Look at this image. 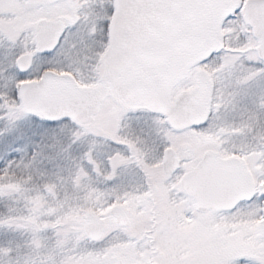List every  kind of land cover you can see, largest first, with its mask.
Returning <instances> with one entry per match:
<instances>
[{
	"label": "snow or ice",
	"instance_id": "1",
	"mask_svg": "<svg viewBox=\"0 0 264 264\" xmlns=\"http://www.w3.org/2000/svg\"><path fill=\"white\" fill-rule=\"evenodd\" d=\"M41 157L3 264H264V0H0V185Z\"/></svg>",
	"mask_w": 264,
	"mask_h": 264
},
{
	"label": "rangeland",
	"instance_id": "2",
	"mask_svg": "<svg viewBox=\"0 0 264 264\" xmlns=\"http://www.w3.org/2000/svg\"><path fill=\"white\" fill-rule=\"evenodd\" d=\"M75 155L76 154L73 153V156ZM46 156L47 154H45V157ZM45 157H41L43 163L40 165L39 173H32V175L38 176L33 179L36 182L43 181V179L48 180L49 177H66L69 174V171L74 168V165L76 163V161L74 160L75 162H73L71 158L67 160L57 161ZM66 165H69L67 169L68 171H66ZM17 171L26 173L24 169H17ZM43 173L46 176L41 177V174ZM3 179L4 176H0V180ZM8 179L10 180V183L0 185V206L2 207L0 217L7 216V212H9V209L12 210L14 208V211H16V213L14 216H11L10 223L12 227L5 228L3 226H0V246L9 244L14 249H24L29 246L30 242L33 239V234L29 228L16 227V225L25 223V220L29 215L28 209L34 206L30 203V201H32L35 197L42 195V189L44 188V186L35 187L32 185L33 183H30V181H26L25 183L21 184L10 175ZM66 194L75 199L76 194L70 192L66 193V191L60 186L53 185L51 193H43V200L40 203L44 204V206L47 208L57 210L53 201L57 199L63 200ZM54 240L55 236L51 232L36 237L38 245L48 244ZM78 242L79 241H77V243ZM117 255H120V253H117ZM0 264H3L2 259H0Z\"/></svg>",
	"mask_w": 264,
	"mask_h": 264
},
{
	"label": "trees",
	"instance_id": "3",
	"mask_svg": "<svg viewBox=\"0 0 264 264\" xmlns=\"http://www.w3.org/2000/svg\"><path fill=\"white\" fill-rule=\"evenodd\" d=\"M73 162H75L73 159H72ZM71 162V161H70ZM72 162V164H73ZM68 166L69 165H66V171H68ZM26 173L24 172H18L17 170L13 173L10 174V176H12L16 181L20 182L21 184L25 183L26 181H30V183H33L32 185L35 186V187H41V186H45V183H46V179H43V181H39V182H36L34 181L33 179H35L36 177L38 176H34V175H30L26 170H24ZM28 175V176H27ZM43 176H46L44 173L41 177ZM55 186H59L58 184L55 185ZM2 207L0 206V212L2 211L1 209ZM15 209L13 208L12 211L9 213L7 212V216H14L16 211H14ZM1 215V213H0Z\"/></svg>",
	"mask_w": 264,
	"mask_h": 264
}]
</instances>
